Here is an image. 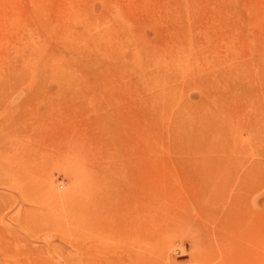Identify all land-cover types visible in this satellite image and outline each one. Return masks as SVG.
Here are the masks:
<instances>
[{"label": "rangeland", "instance_id": "obj_1", "mask_svg": "<svg viewBox=\"0 0 264 264\" xmlns=\"http://www.w3.org/2000/svg\"><path fill=\"white\" fill-rule=\"evenodd\" d=\"M0 264H264V0H0Z\"/></svg>", "mask_w": 264, "mask_h": 264}, {"label": "bare ground", "instance_id": "obj_2", "mask_svg": "<svg viewBox=\"0 0 264 264\" xmlns=\"http://www.w3.org/2000/svg\"><path fill=\"white\" fill-rule=\"evenodd\" d=\"M161 42V41H160ZM148 53V52H147ZM167 59H169V64L168 63H164V62H162V65L164 66V67H169V71H168V75H167V82L170 84L171 83V80L173 79V78H175V69H174V67L172 68V70H170V67L173 65V60L174 59H172V54H171V52H170V54L167 56ZM166 60V59H165ZM164 60V61H165ZM177 69V68H176ZM175 80H177L176 78H175ZM167 83V84H168ZM171 86H173V85H171ZM157 87H159V86H157ZM162 88V87H161ZM160 88V89H161ZM165 89H167V88H165L164 86H163V88L161 89V90H165ZM50 148V147H49ZM79 154V153H78ZM44 156V155H43ZM39 160V159H38ZM44 160V159H43ZM38 164V163H37ZM39 166V165H38ZM104 191H102V195H100V196H96V194L94 193V192H92V197H93V200H92V203H91V206H90V204H89V206H90V208L88 207V208H86V207H83V211H82V215L85 217H90L89 218V222H88V226H89V229L88 230H90L91 231V233L88 235V236H86V238H84V243H86V242H88V244H89V246L90 247H92V248H95V241H94V238L96 239V233H101V226L102 225H100V223H99V221H98V219H101L100 218V216L103 214V213H105V211L108 209V212H111V211H109V208H108V205L110 204L109 203V201L110 200H107V198H109L108 197V195L109 194H106V193H104ZM94 197H96V199H94ZM97 198H101V200H102V202H99V201H96L97 200ZM117 202H118V200H117ZM118 204V203H117ZM123 205V204H122ZM110 207H114V205L113 206H110ZM116 208H118V207H116ZM116 208H113V212L116 210V212L120 209L121 210V207L119 208V209H116ZM115 209V210H114ZM110 210H112L111 208H110ZM107 212V213H108ZM116 212H114L113 214H115ZM112 215V214H111ZM118 216H120L119 214H117ZM105 216V215H104ZM118 216H116V218L118 217ZM105 218H106V216H105ZM104 218V219H105ZM109 216H108V220H109ZM112 219L114 218V216H112L111 217ZM110 218V219H111ZM118 219V218H117ZM114 220H115V222H116V219L114 218ZM119 220H120V218H119ZM103 221V220H102ZM105 221H107V219L105 220ZM113 221V220H112ZM111 221V223H113L114 224V222H112ZM109 222V221H108ZM120 223V222H119ZM105 224H107V223H105ZM112 224V225H113ZM116 224H118V220H117V223ZM109 225V224H108ZM113 226H116L115 224L113 225ZM109 227H111V224H110V226ZM112 228V227H111ZM111 231H112V229L109 231V233H111ZM114 232V231H113ZM104 234V233H103ZM137 234V233H136ZM111 235V234H110ZM110 237V236H109ZM99 243H102L101 241L99 242Z\"/></svg>", "mask_w": 264, "mask_h": 264}]
</instances>
